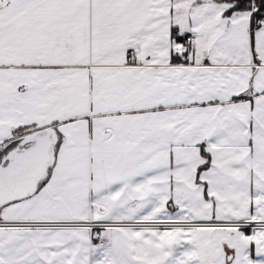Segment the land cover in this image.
<instances>
[{
    "label": "snow or ice",
    "instance_id": "6c2138e0",
    "mask_svg": "<svg viewBox=\"0 0 264 264\" xmlns=\"http://www.w3.org/2000/svg\"><path fill=\"white\" fill-rule=\"evenodd\" d=\"M0 264H264V0H0Z\"/></svg>",
    "mask_w": 264,
    "mask_h": 264
}]
</instances>
